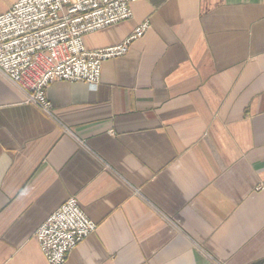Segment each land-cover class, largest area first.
Returning a JSON list of instances; mask_svg holds the SVG:
<instances>
[{
  "label": "crops",
  "instance_id": "obj_1",
  "mask_svg": "<svg viewBox=\"0 0 264 264\" xmlns=\"http://www.w3.org/2000/svg\"><path fill=\"white\" fill-rule=\"evenodd\" d=\"M19 0H0V15ZM88 50L150 28L53 117L0 75V264L75 197L96 231L66 264H264V0H140Z\"/></svg>",
  "mask_w": 264,
  "mask_h": 264
},
{
  "label": "built area",
  "instance_id": "obj_2",
  "mask_svg": "<svg viewBox=\"0 0 264 264\" xmlns=\"http://www.w3.org/2000/svg\"><path fill=\"white\" fill-rule=\"evenodd\" d=\"M140 0H19L0 15V75L20 91L25 103L53 117L47 97L57 81L96 88L103 63L127 54L149 30L145 21L116 46L88 50L86 35L132 18ZM97 229L75 197H70L36 230L48 264H66L69 253Z\"/></svg>",
  "mask_w": 264,
  "mask_h": 264
}]
</instances>
